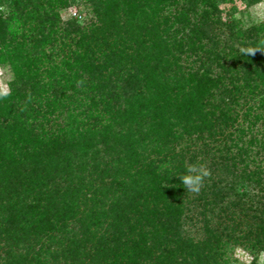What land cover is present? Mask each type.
Masks as SVG:
<instances>
[{
  "label": "trees",
  "instance_id": "1",
  "mask_svg": "<svg viewBox=\"0 0 264 264\" xmlns=\"http://www.w3.org/2000/svg\"><path fill=\"white\" fill-rule=\"evenodd\" d=\"M70 1L0 0V65L14 77L0 95V264H44L47 255L66 264H224L228 242L263 249L264 168L248 160L264 158V26L242 32L248 45L228 66L201 42L211 41L219 4L233 0H89L99 19L87 32L75 19L61 30ZM91 149L106 162L93 167L101 180L87 199L92 175L80 158ZM208 160L220 175L212 170L186 198L179 177ZM237 188L257 190L249 207L261 204V225L242 238L222 223L225 214L235 222L222 205ZM82 203L81 225L87 218L101 233L79 254L65 229ZM194 210L204 236L196 242L183 234Z\"/></svg>",
  "mask_w": 264,
  "mask_h": 264
},
{
  "label": "rangeland",
  "instance_id": "2",
  "mask_svg": "<svg viewBox=\"0 0 264 264\" xmlns=\"http://www.w3.org/2000/svg\"><path fill=\"white\" fill-rule=\"evenodd\" d=\"M89 0H71V6L68 8H65L60 11V19H61V30L66 29L65 23L69 20L75 19L77 24L80 25L82 28L85 27V32L89 29L92 24L97 25L98 24V17L95 15L94 12H92V6L88 2ZM177 7L172 8L171 12H176L181 7V2H176ZM219 21L216 26H213L212 30L208 33V38H211V41L203 39L201 44L205 46L204 49L210 50L213 54L218 53L224 64H227L228 66H233L236 62L235 59V51L241 49V44H243V41H245L243 46L248 45L249 40L247 39V36H243L242 32L248 31L253 27L257 26H264V0H254V1H248V0H233L230 3H220L219 4ZM1 12L7 11V7L3 6L0 8ZM82 13V15H81ZM191 21H193V17H191ZM195 21V20H194ZM48 27V25H47ZM241 31V32H240ZM50 32V31H49ZM47 28L45 27V30L43 33L48 34L49 33ZM184 32H187L185 30ZM242 34H240V33ZM7 35L8 33L6 31L1 32L2 38L6 39L7 41ZM20 36V34L18 33ZM71 39V38H68ZM64 38V41L68 40ZM72 40H68L67 44H72ZM188 54L181 55V62L183 65H186L190 62L189 59H192V56L186 57ZM187 62V63H186ZM14 80L13 73L10 69V66L8 64L0 65V93H8L11 87V83ZM88 84V82L86 83ZM87 87V86H86ZM89 88V86H88ZM68 93V92H67ZM72 95V94H69ZM94 96V94H93ZM116 109H120V104L117 103V105L114 107ZM97 109H102L101 106H98ZM108 116V115H107ZM54 119V117H53ZM64 115H60L57 118V122L59 124L63 123ZM55 120V119H54ZM105 121V119H103ZM116 129V128H115ZM124 132V131H123ZM110 135V134H108ZM112 135V134H111ZM93 149L85 152L86 158L82 159L79 156H81V153L77 152V157H73V161L82 160L84 164H86V171L87 175H92V177H88L86 179L85 183L88 185L86 190V197L89 199V196L92 195L91 189H93L90 186H95V182H99L98 180H101V174L99 172V178L98 179V172L93 171V167L97 165L99 170H102V161L106 162V158L104 155H98L96 156L94 154ZM191 151H198L197 145H195ZM253 155V154H252ZM94 156V157H93ZM216 156H218L216 154ZM80 159H79V158ZM94 158V159H93ZM108 160V159H107ZM252 160L255 161V163L260 164L262 168H264V158H251V160H248V163ZM108 162V161H107ZM95 163V164H93ZM117 162H113V166ZM110 164V165H111ZM215 160H208L207 165L209 168H205V170L208 172V176H214V174L217 172L218 168L215 167L216 165ZM218 165V160H217ZM122 165H119L121 167ZM96 167V168H97ZM240 165L238 166V169H240ZM97 168V169H98ZM115 167H113L114 169ZM254 164L249 163V169H253ZM208 169V170H207ZM212 170L216 171L214 174H212ZM89 173V174H88ZM113 173L115 175L117 181H121L123 179V176H126V172H120V171H113L108 172V174ZM219 175L221 171L217 172ZM105 178L103 180H106L104 184L108 183V181L112 178ZM213 178V177H212ZM85 184V186H86ZM223 186H225V182H222ZM69 186H65L66 188ZM75 186H72L73 188ZM118 185L117 183L111 187V192L109 194H112L113 196L118 194ZM205 185L202 184L200 189H204ZM237 192V194H236ZM197 192L188 191L186 198L192 199L195 197ZM233 193V192H232ZM235 193V194H234ZM233 194H227V199L224 200V204L222 205L224 207V211H228L229 213L233 212L235 222H230L227 220L228 214H225L222 216V223L230 224V226H234L235 229V237L242 238L246 237L253 232L256 231L257 227L261 225V222L259 219L261 204H253L251 207L249 205L251 204L250 198H253L258 194L257 190H250L246 189L245 191L242 188H237V190ZM257 194V195H256ZM236 195V196H235ZM250 195V196H248ZM86 199V200H87ZM91 205L89 201H86V205ZM235 204L238 205V208L236 209ZM84 203L81 204L79 208L78 214L75 215V218L69 222L68 226L65 230L68 229V234L71 235V237L75 238L77 241L75 246H77V253H81L82 251V243L87 244V247L92 246L95 242V238L97 235H99L101 230L96 229L91 225V221L89 219L85 218L84 223L81 225V221H83V218L85 214H87L86 209L84 208ZM105 211L108 208V204L105 207H102ZM257 208V209H256ZM236 209V210H235ZM196 210V209H195ZM193 212H185L184 216L187 217L191 216L190 218L193 219L192 226L190 224L186 227H184L183 234L185 237H189L192 239L193 242H196L198 240H201L204 238L202 235V223L200 222L201 216H199L197 211ZM199 210V208H197ZM94 218H96V214L93 213ZM86 216V215H85ZM190 219V221H191ZM238 223V226H236ZM215 222L213 219V222L211 223V226H214ZM105 228V224L103 225L102 229ZM187 229V230H186ZM251 229V230H250ZM73 234V236H72ZM87 235H90L88 240H86ZM253 238V235L251 236ZM239 243H233L228 242L223 247V257L222 260H224V264H264V248L259 249L256 246H251V243L247 244H241ZM74 246V247H75ZM46 260L44 261V264H66L65 261L62 258H58L57 260L55 258L49 257V255L46 256ZM56 260V261H55ZM78 263V262H77ZM69 264H72L69 262ZM76 264V263H75Z\"/></svg>",
  "mask_w": 264,
  "mask_h": 264
},
{
  "label": "clouds",
  "instance_id": "3",
  "mask_svg": "<svg viewBox=\"0 0 264 264\" xmlns=\"http://www.w3.org/2000/svg\"><path fill=\"white\" fill-rule=\"evenodd\" d=\"M0 95H6V93H0ZM207 175L208 172L203 165L193 163L186 169V174L180 176L179 179L187 190L198 193Z\"/></svg>",
  "mask_w": 264,
  "mask_h": 264
}]
</instances>
